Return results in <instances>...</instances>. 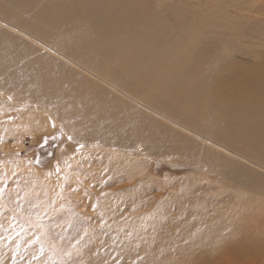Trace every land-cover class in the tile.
<instances>
[{
    "label": "rangeland",
    "instance_id": "1",
    "mask_svg": "<svg viewBox=\"0 0 264 264\" xmlns=\"http://www.w3.org/2000/svg\"><path fill=\"white\" fill-rule=\"evenodd\" d=\"M129 1L93 0L84 11L78 0H0V264H264V160L226 157L221 150L242 143L236 137L245 135L243 123L257 117L226 113V129L243 130L232 131L233 139L220 134L229 143L218 142V149L161 113L168 102L183 112L196 103L193 113L201 120L221 104L203 96L196 77L188 88L181 73L174 75L181 68L197 65L195 76L206 80L232 75L221 68L229 61L249 70L264 61V0H235L236 11L226 6L234 0H167L186 4L193 23L204 21L190 37L168 28V19V26L149 21L164 9L160 0L125 21ZM109 3L116 16L100 20L95 9ZM97 61L110 62L116 77L99 75L102 82L82 69L93 73ZM134 74L143 79L137 91L151 96L146 103L124 86ZM72 78L84 81L69 88L75 104H64V94L53 98L58 83L50 81L69 87ZM224 89L222 100L237 99ZM92 101L97 109L117 105L121 139L90 128L83 112ZM44 104L54 106L53 115ZM137 119L142 129L136 124L129 132L146 130L143 142L125 134ZM202 152L215 155L214 164L200 163ZM90 196L94 212L80 213L78 205Z\"/></svg>",
    "mask_w": 264,
    "mask_h": 264
},
{
    "label": "bare ground",
    "instance_id": "2",
    "mask_svg": "<svg viewBox=\"0 0 264 264\" xmlns=\"http://www.w3.org/2000/svg\"><path fill=\"white\" fill-rule=\"evenodd\" d=\"M92 1L93 0H78V3L80 4L79 6H81L84 9V11H86L85 9H86L87 5L89 6ZM160 1L165 3L164 9L161 12L153 13L152 14L153 17L150 18L149 21L153 22V23L160 22L161 24L168 26L169 24H167V22H166V19H168V21H170V25L168 26V28L173 29V30H178V34L177 35L180 36V37H190V36H192L194 32L199 30L198 27L201 26V25L198 26L197 24H201L202 22H204L203 20H202V22L201 21L197 22L198 20H200V19H198L197 21L195 20L196 23H193L192 21H193V17L194 16L191 15L193 11L191 12L189 10V8L186 6V4L184 6H182L181 4L179 5V3H181V2L177 3L178 1L177 2L175 1L174 2L175 4H171V2H168L167 0H160ZM203 1H207L208 2V0H203ZM215 1H216V3H215L216 5L218 3H220V2L217 3V0H215ZM215 1L213 0L211 2L213 3ZM155 2H156L155 0H146V4H143L139 0H130L129 2L126 3V5L128 7V11L130 12V15H124L123 19L125 21H127V22L132 21L133 18H134L133 17L134 13H144L146 11V5H153V4H155ZM211 2H208V3H211ZM222 2H224V1H222ZM233 2H235V3H233ZM176 4H178V5H176ZM183 4H184V2H183ZM229 5H231V6H229ZM236 5H239V3H237V1L234 0V1H232V3L227 4L226 6L227 7H233V8H235L234 11H236L237 10V6ZM207 6L205 8H207ZM218 6L221 7V4H219ZM200 9L202 10L203 8L199 7L198 10H200ZM225 9H220V10H225ZM56 10H57V6H56L55 11ZM77 10H78V8H77ZM95 10L100 14V20H102L101 19L102 16L103 17L116 16L114 11H113L111 3H109L107 5V10H105L102 5H99ZM193 10L195 11V8ZM80 11H82V9ZM84 11H82V12L84 13ZM56 12H58V11H56ZM238 12H240V11H237V13ZM222 13H223V11H222ZM199 15H201V14H199ZM213 15H215V14H213ZM203 16H205V14ZM209 17H211V16H209ZM215 17L218 18V20H221L220 19V14H219V16L216 15ZM116 18L119 19V17H116ZM213 18H214V16H213ZM223 18H225V16ZM194 19H196V17ZM205 19L207 20L208 18H205ZM224 20L227 21L228 19L225 18ZM224 20H222V21L225 22ZM96 21H98V19H96ZM210 21H212V20H210ZM207 22H209V21L207 20ZM218 24H219V21H218ZM224 24L225 23H223V25ZM227 24H229V23H227ZM227 24H226L225 27L229 26ZM220 25H222V24H220ZM193 26H195V27H193ZM255 29H256V27H255ZM255 31L257 32V30L252 29L251 33L254 32V34H255ZM261 42H264V41H261ZM53 53L58 55V56H60V57H62V58H65L70 64H72L74 66H78L74 61L70 60L67 57L62 56V54H59V52L54 51ZM99 62L97 64H95V66H93L95 74H94V72L92 73L91 71H89V70H87L85 68H82V69L85 72L91 74L93 77H96L98 79H100L99 75L102 77L104 75L113 76L114 74H116V73H114L115 70H114L113 66L111 67V63L110 62L109 63H103L104 61H102L101 62L102 65L99 64ZM263 62H260L259 64L255 63L257 65V67H254L253 70H249V69H245V68H242V67L240 68L239 66H236V65H232L231 62L229 61L226 65H221V68H224V70H225V67H228L227 69L230 68L232 70V72H233L232 75H228L225 78H224V76L221 77V78H218L217 76H214L211 79L210 78L209 79L206 78V80L204 78H202V77L195 76V74L197 73V71L200 68L197 65H195L193 68H181V71L174 73V75H178V77H179V74L181 73L182 74L181 75L182 81L185 83V85L189 86L188 88L191 87L189 85L190 79L192 77H196L198 79V81H199L198 82L199 87L202 88L205 91L203 96H205L207 99L212 100L214 102H220L221 104L220 105L216 104L214 106L215 113L212 116L213 118L212 117L210 118V117H204L203 116L204 119L199 120L200 118L199 119L195 118L197 115H195L193 113V111L199 110V109H197V107L195 108L196 103L194 104L195 106L194 105L193 106H189V105L182 106L181 107L182 109H185L187 107L186 110H185L186 112H183V111H177L175 106L172 105L173 103L172 102H168L169 103V108L166 107L165 111L161 112V113L166 115V116H164L163 119H165L169 123H172L175 126H177L178 124L176 122H174L173 120H171V119L174 118L175 120L180 121L182 123L181 124L182 126H179L180 128L189 127L187 129V130H189L188 131L189 133H192L193 135H196V136L200 137L206 144L211 146V148L220 149L218 144H217L218 142L229 143L226 139L223 140L222 137L220 136V134H224L225 136H228L229 138H232L233 137L232 136V131L234 132L235 136H238L240 134V131L243 130V128H241L240 131H239L238 127H234V128L231 127L232 128L231 130H227L226 129V125L227 124L225 125V121H227V119H225L226 118L225 117L226 113H227L228 116L229 115H233V116H237V117H245L247 119L252 118V117H257L259 122H246V123H243V126H245V130H244L245 135H242L240 138L236 137V140H238V141H240L242 143L238 142V144H235V145L231 146L230 149H221V150L224 151L223 152L224 154L226 153L225 154L226 157L233 156V157H236V158H240V159L243 158L244 159V155L255 154L259 159L264 160V63ZM88 68H92V67H88ZM63 75L67 76V74H63ZM160 75H158V76H160ZM135 76L136 77H132L131 79H129L128 83L126 82L128 85L124 84V86L128 89V91L132 92V94L136 95L137 93H139V94H137L139 96L137 99L139 101H141V102L146 103V101L150 100L149 97H151V96H149L146 92L145 93H141V92H139V90L137 91V88L141 84V79H142L141 77L142 76H139L137 74ZM161 76L163 77V75H161ZM171 76H173V74ZM164 77L166 78V76H164ZM176 78H177V76H176ZM172 79L174 80L175 78H172ZM101 81L104 82L103 80H101ZM50 82L51 83H58V84H53V88H54L53 98H56L55 92L58 93V95L64 94V96L60 97L61 101L64 104H68L70 102L72 104H75V103H73L74 101H72V97L69 96L70 93H71L70 90L74 89L75 87L78 88V84L79 83H80V85L84 84L83 80L76 79V78L70 79L71 84L74 85V86H69V87H67L66 85H63V86L59 85V84L63 83L62 80L60 82H59V80L58 81H50ZM116 82H118V81H116ZM156 82H157V80H156ZM165 82L167 83V81H165ZM232 82L234 84H232ZM163 84H165V83H163ZM117 85H119V84H117ZM71 87H74V88L69 89ZM111 87H113V86H111ZM220 87L222 89L225 88L227 90H231L233 92V95L237 96V97H235L237 99H235L233 102H230L227 99H223L222 100L221 94L223 95L225 92L223 93L222 89ZM225 89H224V91H225ZM172 90H170L171 93L174 92ZM220 92H221V94H220ZM44 94L45 93L43 92L42 95H44ZM173 94H176V92H174ZM173 94H171V95H173ZM97 96H100V95H97ZM169 96L170 95L167 94V97H169ZM175 96H177V94ZM89 97L91 98L92 96H89ZM93 97H94V98H92L93 101H94L95 98L97 100H100V98H101V96H100V98L99 97L97 98L95 96H93ZM218 97H220V98H218ZM224 100H227V101H224ZM229 100H231V98ZM93 101H92V104L89 107V109L87 111L83 112L84 117L90 122V128L91 129H95V130H106L107 132H109V138L113 139L116 135H118L119 138L121 139V134H123L122 129L121 128L117 129L116 127H114L116 119H118L119 115H120L119 111L116 110L117 105L112 103V101H109L108 102L109 108H110L109 110H108V108L106 109V106H105V108L97 109L96 106H98V104H97V102L95 100V105L96 106L93 105ZM89 103H91V102H89ZM98 103H100V101ZM104 103L106 104V101ZM101 104H102V102L99 104V106ZM142 106H144V105H142ZM154 106H155V109H157L156 105H154ZM53 107L54 106L51 105V104H44V106L42 108L43 109L47 108V110L50 112V114L53 115L54 114V110L50 109V108H53ZM77 108L78 107L75 105V109L73 110L74 113H77ZM202 108H203V106H202ZM43 109L40 110L41 114H39V115L45 116V114H44L45 110H43ZM235 109H241V110L237 111V112H234ZM120 110H122V108ZM110 111H111V113H110ZM203 111H205V110H203ZM151 112H153L155 114V112L153 110ZM201 114H203V113H201ZM201 114H199V115H201ZM221 115H222V118H221ZM46 116L49 117V115H46ZM207 116H208V114H207ZM28 118L30 120H34V117L32 115H30V114L28 115ZM140 122H141V119L134 120L132 126L125 129V134H126L127 138H129V140H132V138H133L135 142H143L144 141L145 138L142 135H146L148 133L144 129H143L144 131H141V129H142L141 126L140 127L138 126V124H140ZM143 123H144V121H143ZM136 124H137L138 128H141L140 131H139L140 133L137 130L134 131V129L131 132H129L130 129L133 127V125H136ZM120 127H124V125H121ZM150 128H149V125H148V129H150ZM193 129H195V130H193ZM187 130H185V131H187ZM149 131H151V129ZM146 136H148V135H146ZM115 140H118V139H115ZM232 143H233V141H232ZM234 143H235V141H234ZM209 146L201 145V148L204 149V147H209ZM240 147H242V148H240ZM189 150H190V154H193L192 153L193 149L190 148ZM211 151L213 152V150H211ZM198 156H201L200 160H199L200 163H203V164H206V165H210L211 162H212L214 164L212 156H215V155H211L208 152H206V153L202 152L201 155H198ZM192 158L193 157H191L189 159H192ZM207 159H209L210 164L208 163ZM197 162H198V160H197ZM197 162H195V163H197ZM253 162H254V160H253ZM256 162L260 164L259 160H256ZM226 165H228V164H226ZM114 180H115V184L114 185L116 187H118L121 180L119 178H116ZM106 182L107 181H102V184L100 185V187H104V186L110 187V186H112L110 184H112L113 180L109 181L107 183ZM89 186L90 185H87L86 187L89 188ZM81 192L82 191H80L78 193V201L79 202H81L82 198H84L82 196ZM88 192L90 193V189H88ZM91 199L92 198L90 196L88 198V201H90L92 206L90 208H88V209H87L88 201H85V202H83V203L78 205V209H79L80 213L86 215V214H88L90 212H94L95 204L93 202V199H92V201H91ZM139 199H140V197H137L136 200L139 201ZM248 201L250 202L251 200H248ZM135 205H136V207L139 206L138 203H136Z\"/></svg>",
    "mask_w": 264,
    "mask_h": 264
}]
</instances>
